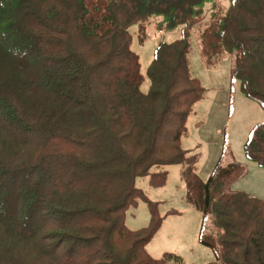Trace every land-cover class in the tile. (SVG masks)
Wrapping results in <instances>:
<instances>
[{
	"label": "trees",
	"instance_id": "obj_1",
	"mask_svg": "<svg viewBox=\"0 0 264 264\" xmlns=\"http://www.w3.org/2000/svg\"><path fill=\"white\" fill-rule=\"evenodd\" d=\"M207 1L0 0V264H184L149 254L165 215L137 184L164 185L172 164L216 230L199 239L209 264H264V199L226 191L245 165L222 156L203 181L182 146L206 94L189 63L194 28L204 64L236 53L232 78L264 109V0H234L200 30ZM152 16L181 32L157 44L144 92L129 27ZM244 151L264 164V125ZM138 200L149 219L131 228Z\"/></svg>",
	"mask_w": 264,
	"mask_h": 264
},
{
	"label": "rangeland",
	"instance_id": "obj_2",
	"mask_svg": "<svg viewBox=\"0 0 264 264\" xmlns=\"http://www.w3.org/2000/svg\"><path fill=\"white\" fill-rule=\"evenodd\" d=\"M233 2L208 0L204 5L207 18L198 29L204 30L207 20L212 19L214 14L215 20H218ZM129 29L133 35L132 49L140 56L141 72L144 75L141 90L148 92L150 80L147 69L157 44L178 38L181 27L168 28L164 17L152 16L144 24L132 25ZM195 29L190 40L189 63L192 74L200 80L206 94L194 106L188 120L187 136L182 138V146L197 158L196 170L203 181L208 179L222 156L224 164L231 161L244 164L245 174L237 181L230 182L226 191L245 192L251 195L250 198L255 196L264 199V164L250 160L244 151L251 129L259 124L264 125V109L242 94L240 81L232 78L236 53H224L214 65L204 64ZM161 136L164 139L166 135L163 132ZM166 171V183L157 188L151 187L147 178L137 180L145 194L152 201L159 202L160 210L165 215L162 226L147 244V250L154 258H160L164 253H174L181 256L184 264H209L213 254L199 242L203 214L186 199L187 188L181 179V166L172 164ZM148 219L146 203L138 200L130 208L125 223L131 228H139ZM211 222L210 219L206 220L204 234L215 235L216 230Z\"/></svg>",
	"mask_w": 264,
	"mask_h": 264
},
{
	"label": "clouds",
	"instance_id": "obj_3",
	"mask_svg": "<svg viewBox=\"0 0 264 264\" xmlns=\"http://www.w3.org/2000/svg\"><path fill=\"white\" fill-rule=\"evenodd\" d=\"M226 12H227V11H226ZM226 12H225L224 15L221 16L217 21H219L220 19H222V18L225 16ZM215 18H216V17H214V20H215ZM215 21H216V20H215Z\"/></svg>",
	"mask_w": 264,
	"mask_h": 264
}]
</instances>
